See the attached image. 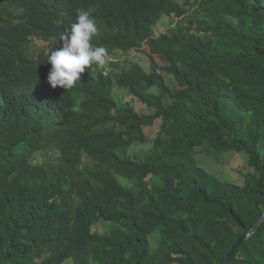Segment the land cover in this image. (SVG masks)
I'll use <instances>...</instances> for the list:
<instances>
[{"label":"trees","instance_id":"obj_1","mask_svg":"<svg viewBox=\"0 0 264 264\" xmlns=\"http://www.w3.org/2000/svg\"><path fill=\"white\" fill-rule=\"evenodd\" d=\"M89 7L108 63L53 89L49 50ZM145 46L148 71L110 61ZM196 149L251 172L224 183ZM263 213L264 0H0V264H222ZM227 264H264V223Z\"/></svg>","mask_w":264,"mask_h":264},{"label":"rangeland","instance_id":"obj_2","mask_svg":"<svg viewBox=\"0 0 264 264\" xmlns=\"http://www.w3.org/2000/svg\"><path fill=\"white\" fill-rule=\"evenodd\" d=\"M175 26V20L170 19L163 23L162 26H158L156 34L160 33H168L173 27ZM61 33V32H60ZM59 33V34H60ZM62 34V33H61ZM48 42H41L38 40H34V46L39 49L42 48L43 50L48 51L50 46ZM139 52H132L128 56H124L121 54H116L110 57V61H124L129 60L138 63L141 67H143L146 71L149 69V58L148 48L145 46L142 48V51ZM155 61L158 63L159 66H162V62L155 57ZM167 82L173 84L171 77L166 76ZM172 86V85H169ZM150 92L155 93L156 90L152 89ZM112 96L115 102L118 105L125 104L129 102V97L127 92H122L118 90L116 87L112 89ZM137 112L146 113L144 110H141L139 106L134 107ZM160 122L156 121L153 127L146 128L144 130L145 135L147 136L148 140L151 141L154 137L156 132L159 129ZM147 146H140L135 148L134 150H130L129 153L132 152L140 153L143 152L144 149H147ZM198 155H196V162L198 166L203 168L208 173L214 175L215 177L219 178L224 183L236 186H242L244 183V177L247 173L251 172V168L247 166V156L245 153H236L233 151H227L224 153H217L215 151L211 153H204L203 150L196 149ZM119 182L124 183V180L120 177L117 178ZM109 228V223L107 222H99L95 227H93V231L97 233H102ZM159 237L158 230L153 232L148 236L149 240V249L154 250L157 246V240Z\"/></svg>","mask_w":264,"mask_h":264},{"label":"clouds","instance_id":"obj_3","mask_svg":"<svg viewBox=\"0 0 264 264\" xmlns=\"http://www.w3.org/2000/svg\"><path fill=\"white\" fill-rule=\"evenodd\" d=\"M75 12V22L61 34L62 46L49 50L47 56V63L51 65L47 82L53 89L73 88L86 68L93 64L104 66L109 60L108 50L92 43L98 33L94 9L77 8Z\"/></svg>","mask_w":264,"mask_h":264},{"label":"water","instance_id":"obj_4","mask_svg":"<svg viewBox=\"0 0 264 264\" xmlns=\"http://www.w3.org/2000/svg\"><path fill=\"white\" fill-rule=\"evenodd\" d=\"M264 223V213L260 217V219L257 221V223L253 226V228L247 232L244 236H242L236 244L232 247V249L228 252L226 259L222 264H227L228 261L231 259L233 254L236 252V250L244 243L246 242L249 238H251L263 225Z\"/></svg>","mask_w":264,"mask_h":264}]
</instances>
